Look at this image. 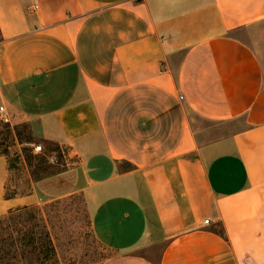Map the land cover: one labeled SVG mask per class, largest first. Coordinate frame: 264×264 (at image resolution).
I'll return each mask as SVG.
<instances>
[{
    "label": "crops",
    "instance_id": "obj_1",
    "mask_svg": "<svg viewBox=\"0 0 264 264\" xmlns=\"http://www.w3.org/2000/svg\"><path fill=\"white\" fill-rule=\"evenodd\" d=\"M0 106L69 162L5 198L0 155L3 210L82 196L100 264H264V0H0Z\"/></svg>",
    "mask_w": 264,
    "mask_h": 264
},
{
    "label": "rangeland",
    "instance_id": "obj_2",
    "mask_svg": "<svg viewBox=\"0 0 264 264\" xmlns=\"http://www.w3.org/2000/svg\"><path fill=\"white\" fill-rule=\"evenodd\" d=\"M0 155L9 170L5 198L31 192V182L69 164L60 150L40 144L27 123L0 122ZM44 196L30 205L0 208V264H100L111 256L91 233L82 196Z\"/></svg>",
    "mask_w": 264,
    "mask_h": 264
},
{
    "label": "built area",
    "instance_id": "obj_3",
    "mask_svg": "<svg viewBox=\"0 0 264 264\" xmlns=\"http://www.w3.org/2000/svg\"><path fill=\"white\" fill-rule=\"evenodd\" d=\"M0 122L9 123V116L7 114V111L1 106H0ZM34 150L36 152H40L41 148L39 146H36ZM205 223H207V221Z\"/></svg>",
    "mask_w": 264,
    "mask_h": 264
},
{
    "label": "trees",
    "instance_id": "obj_4",
    "mask_svg": "<svg viewBox=\"0 0 264 264\" xmlns=\"http://www.w3.org/2000/svg\"><path fill=\"white\" fill-rule=\"evenodd\" d=\"M7 198H8V197H7ZM219 234H220L221 236H223V233L219 232Z\"/></svg>",
    "mask_w": 264,
    "mask_h": 264
}]
</instances>
